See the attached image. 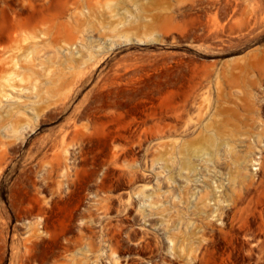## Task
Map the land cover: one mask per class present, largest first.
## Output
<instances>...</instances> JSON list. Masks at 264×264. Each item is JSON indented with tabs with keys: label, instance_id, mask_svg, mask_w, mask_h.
Here are the masks:
<instances>
[{
	"label": "rangeland",
	"instance_id": "374dc122",
	"mask_svg": "<svg viewBox=\"0 0 264 264\" xmlns=\"http://www.w3.org/2000/svg\"><path fill=\"white\" fill-rule=\"evenodd\" d=\"M0 264H264V0H0Z\"/></svg>",
	"mask_w": 264,
	"mask_h": 264
},
{
	"label": "bare ground",
	"instance_id": "6f19581e",
	"mask_svg": "<svg viewBox=\"0 0 264 264\" xmlns=\"http://www.w3.org/2000/svg\"><path fill=\"white\" fill-rule=\"evenodd\" d=\"M253 58H254V54H253V55H250V61H251V59H252V62H253V61H254ZM252 62H250L251 65H253ZM254 63H255V62H254ZM251 65H250V66H251ZM252 67H254V66H252ZM252 67H251V69H254V68H252ZM260 94H262V93H260ZM255 99H256V98H255V94L253 93V94H252V97H251V107H252V108H254V106H255V103H254ZM260 102H261V101H260ZM255 110H256V109H255ZM146 197H147V196H146ZM206 198H207L206 196L203 197V198H202L203 201L206 200Z\"/></svg>",
	"mask_w": 264,
	"mask_h": 264
}]
</instances>
